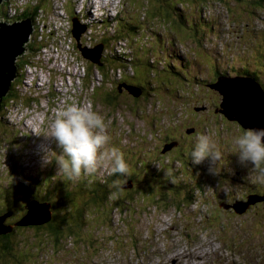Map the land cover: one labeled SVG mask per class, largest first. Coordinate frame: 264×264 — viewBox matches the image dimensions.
Here are the masks:
<instances>
[{"label": "rangeland", "instance_id": "obj_1", "mask_svg": "<svg viewBox=\"0 0 264 264\" xmlns=\"http://www.w3.org/2000/svg\"><path fill=\"white\" fill-rule=\"evenodd\" d=\"M37 1L46 3L55 11L57 6L60 17L69 19L71 14L67 11L75 4V0H57L56 6L52 0ZM62 1L65 2L61 6L63 8H59ZM206 1L208 6L204 0H109L103 7L101 6V13H96L101 18L114 17L119 21V24L113 25L110 36L102 27L88 30L91 23L82 24L84 29L81 30L78 38L79 40L92 38L90 48L102 44V53L106 49L111 52L110 49H114L115 44H118L126 47L124 54H127L129 49L132 50L133 55L129 57L121 56L112 62L105 61L101 71L106 72L110 63L122 64L127 73L133 72L124 79L141 91L138 96L130 94L124 88H116L117 84L113 87L115 75L109 76V81L102 79L100 81L98 74L77 78L82 69H76L77 65L73 60L70 61L69 66L64 61V57L68 58L65 52L70 50L71 52L67 53H72L79 50L73 31L75 24L69 22L68 27L64 29L68 38L64 45H60L48 40L47 36L37 35L35 22L30 19L29 40L22 44L24 49L15 55L17 69L21 71L19 75L22 76L23 72L28 74L43 58L51 62L57 72L69 68L75 69L72 76L57 74L59 77H54V83L48 81L50 85L46 84L45 93L49 92L52 84L57 89L58 85L68 82L74 85L64 87L59 95L52 97L55 103L53 99L48 98L55 94L51 92L49 96H43L42 101L38 99L31 104L25 101L26 107L9 106L8 112H0V174L5 176L3 178H7L4 181H8L9 175L11 179L16 177L19 171V165L15 161L16 166L9 165V159L14 155L21 156L22 161H29L33 157L26 158L30 151L45 153L38 149L48 146L51 140L46 134L49 132L54 110L59 105L70 102L88 105L104 117L111 137L108 147L117 148L126 154L124 157L128 158V161L125 160L129 162L130 170L136 166L133 159L128 157L132 149L145 148L150 145L149 141L156 146L161 137L174 133L178 124L183 125V131L186 132L187 128H192L197 123L195 129L189 132L190 135L193 134L189 140L195 145L199 134L212 137L222 151L223 159L212 166L214 169H219L216 174H210L208 160L200 165L191 164L195 168L194 172L192 166L187 168V164L183 165L184 171L176 175L177 184L173 187H177L182 181L181 177L185 179L187 175L202 182L203 194L200 197L196 193L195 200L190 203L181 205V200L173 194L167 196V191L163 194L162 188H155L153 185L146 187V183L139 190L130 192L126 191L127 187L122 186V189L118 190V201L115 200L117 204L120 203L119 207L115 208L111 215L107 212V210L111 212L107 204H103L102 210L99 206L94 210V207L87 204L84 205L86 207L84 216L72 218L68 215V221L72 219L71 221L76 223V230L72 233L68 225L63 227L61 232L64 239L60 242L54 236L44 234V230L15 227L17 229H14L11 238L20 248L16 256L20 259L25 253L29 259L28 262L22 260L23 264H164L171 255L184 257L183 251L188 252L201 244L221 246L223 250L227 247L228 254L244 255L252 264H264V200L257 199L251 202L243 212H237L233 207L237 198H244L247 201L246 195L253 188L264 187V184L254 182L255 174L251 172V166L245 167L238 162V156L234 154L232 147V138L242 134L246 129L243 127L239 129L238 121L227 120L222 116L220 103L223 95L214 86H209V83L216 79V75L242 74L241 70L246 67L254 70L249 78H253L255 82L259 81L264 88V56L256 62L255 55L249 56L252 53L248 52L254 45L240 41L243 36H250V31L244 29L245 27L256 29L263 22L264 0ZM12 3H16L15 0H12ZM124 4H126L125 11L118 10ZM8 7L4 8L1 5L0 22L4 21L6 24L20 22L22 19H18V16L14 19L11 15H7L5 11ZM83 10L94 14L88 7H83ZM192 13L196 14L197 22L188 26L184 17L190 18ZM84 17L89 18L88 15ZM192 19L195 21V17ZM130 21L134 23L135 28L138 26L137 32L132 35L130 34L133 31L129 30ZM139 24L148 25L147 32L150 35L148 37H151V40L147 39L148 43L143 42L144 39L140 36L143 35L144 29ZM150 25L153 29L149 28ZM56 35L61 36L62 33L56 32ZM95 37L96 41L93 40ZM100 37L102 42L98 43ZM174 41L183 43L186 53L179 50ZM205 46L209 48L206 49ZM261 47L264 52V43ZM173 48L179 54L181 65L176 60L170 59L176 56ZM38 49L45 51V54L41 56ZM243 53H248V56L244 55L239 61ZM32 60L36 64H30ZM171 60L175 71L168 72L166 68ZM241 62L249 63L246 66H239ZM36 68L40 71V67ZM137 73L142 76H137ZM44 76L51 77V74L47 76V72L44 71L41 77ZM69 76L70 78L67 79ZM29 77H24L22 80L13 77L9 83V90L13 89V92L20 94L26 84L31 88L25 89L24 95L34 91L31 99L40 98L44 90L35 88L38 87L37 84L34 81L30 83ZM40 80L38 79L37 82ZM172 89L174 90L171 92ZM69 91L75 92L74 96L73 93L66 94ZM7 94L0 97V105H4L3 109L5 103L2 98L7 100ZM19 94L17 98H13V101H8L13 104L15 100H21ZM4 121L10 122L8 126ZM19 128L32 133L30 138L36 139L37 143H31L29 140V145L25 149L20 148L21 141L12 139L14 135H18L19 131L16 133L14 131ZM172 144L171 141L165 144L162 150L164 153L159 157L160 161L162 158L176 154L175 151L166 153L169 148H174ZM18 149H21V152ZM147 156L150 157L151 154ZM185 159L186 163L191 161L190 155H186ZM153 161L143 162V165L137 163L140 168L136 170H139L140 178L144 175L147 179L145 167L157 170L159 163ZM152 163H154L153 167L149 165ZM178 165L177 162H173L171 166ZM168 167L170 168V165ZM181 167L179 165L176 170ZM107 170L109 169L102 164L96 173L101 176ZM55 174L50 177L53 181L60 176L58 166ZM217 174H223L221 180ZM170 177L175 179L173 174H169L167 179ZM205 181H210L211 184L208 185ZM4 184L6 188L8 185L6 182ZM4 188L0 187V193ZM49 188L54 190L56 187L53 185ZM8 192L0 194V199L3 198L0 201H7L12 196L11 206L16 210L17 206L27 199L14 190ZM125 193L134 196L130 199ZM84 202V199L79 200L80 204ZM58 204L63 205L61 202ZM71 209L69 205V210ZM108 216L110 221L106 223ZM5 256L7 255L0 251V264H6L9 258L6 261L1 260ZM170 259L176 260L173 256ZM191 262L190 259H182V264H191ZM7 264L14 262L9 260ZM167 264H171V261Z\"/></svg>", "mask_w": 264, "mask_h": 264}, {"label": "trees", "instance_id": "obj_2", "mask_svg": "<svg viewBox=\"0 0 264 264\" xmlns=\"http://www.w3.org/2000/svg\"><path fill=\"white\" fill-rule=\"evenodd\" d=\"M0 8H1V4H0ZM129 28L133 29L134 26L132 27L131 25H129ZM112 58H113L112 55L108 56V59H112ZM92 66H93L92 63H88L89 69L92 68ZM173 69L175 68L172 67L171 65L167 66L166 68L168 72L175 71ZM106 73H105L106 76L103 75L104 79H107L109 77L107 76ZM136 75L142 76L141 74H138V73ZM121 80H125L124 77H122L120 80H117V82L120 83ZM143 87L147 89L144 85ZM153 87L156 88L155 86ZM173 90L174 89H172L171 92ZM17 94H19V92H13V89H10L8 91V94H7L8 96L6 95L7 100H4L5 98H2V101L5 103V109H3L4 105L1 104L0 112H6V111L8 112V109H10L9 106L11 105L13 106L19 105L20 107H26L27 104L25 103V101H28V103L30 102L31 104V99L29 97L22 96L20 94L19 96L22 99L17 100V101L15 100L14 103L11 104L8 100L13 101V98H17ZM7 101L9 104L6 103ZM4 123H7L6 125L8 126L10 122L4 121ZM13 123H17V122H13ZM13 123L11 124L13 125ZM227 123H229V121ZM176 126L177 127L174 130V135H175L174 138H176L177 141L173 142V145H171L174 148L172 149L169 148V151L166 152L169 154L175 151L176 154L171 155L170 157L169 156L165 157L164 159L162 158L163 160L161 159L160 161L159 157H161L162 156L161 154L164 153L163 151H161L163 150V147L159 152H156V154L158 155L157 157L154 158L153 162L155 163L156 161H158V163L160 164L158 166L159 169L153 170L152 168L145 167L144 170L146 172L147 179L144 175H141L142 177L140 178V175L137 176L136 174L131 172L127 176H121L119 174H115V175L111 174L108 177L101 176V180H99V178L97 177V173L89 175L87 177L83 176L82 178L76 181H70L65 176L61 175V176H58V178L54 179L53 181L50 178L52 173H49L50 171H47L48 173L43 177H34V176L28 177L26 174H22L21 177L19 178L14 177L12 179H8V181H4V180H7V178H3L5 176L0 174V180L3 181V182H0V187L4 188V186H6L4 182H6L8 185L6 188H4L1 191L0 194H5V192H8V191H9L8 193H10V191L14 190V192L20 193L19 194L20 196L27 198L26 201H23L19 206H17V210L15 209L14 206L13 207L11 206V202L13 200L12 196H10L7 201H4V200L3 202L0 201V206L2 207V209L0 210V213H5L6 211H12L13 216L9 219V223H14L18 218H20L25 213L26 203L29 200L33 198H37L40 201H49L51 203V208L53 210L51 219L47 221V223H44L42 225L27 226L25 228H31L36 231L44 230L45 231L44 234H49L50 237L54 236L55 239L59 240L58 242H60L64 239L63 233L61 232L63 227L65 228L66 225H68L69 230H71L72 233L74 230H76V223L71 221L72 219L68 221V218H69L68 215H70L72 218H76L77 216H81V215L84 216L86 212V207L84 205L89 204L90 206L94 207V210H96L99 206L102 210L104 207L103 204H107L108 208H111V212L107 210V212H109L110 215L115 208L118 209L120 203L118 202L117 204V202H115V200L118 201L117 200V197H118L117 195L119 194L118 190L114 187H110L114 181H117V179L121 182V187L123 186L124 183L126 184V183L131 182L133 184L131 187H127L128 188L126 189L127 192L134 191L136 189L139 190L141 186L144 183H146L145 184L146 187L154 186L155 188L156 187L162 188V191H164L163 194L167 191V196L173 194L174 196H176L178 199L181 200L180 202L181 205L190 203L192 202V200H195L194 197L196 193H198L200 197H201V194H203L202 182L201 181L198 182L197 179H195L191 175L189 176L187 175L185 179L181 177L182 181L178 184L177 187H173L175 184H177L176 175H179V172L178 171L174 172L172 168H169L168 166H166L170 162H177L178 164H181V165L187 164V166H190L192 164L191 161H188L186 163L185 156L190 155V152L193 149L192 146L194 145H192L190 140L181 141L182 143L179 146L180 149L179 148L176 149V146L180 142L179 140H183L185 137H187L186 133L183 131L184 130L183 125L181 126L180 124H178ZM194 126H197V123H195ZM239 129H241L240 126H239ZM18 131H19L18 135L17 136L14 135L12 139L16 138L14 141H17V140L21 141V143L19 144L20 148H26V146L29 145V140H31L30 138L31 135L28 131H25L21 128L15 130L14 133ZM195 134L197 136V133ZM190 136L192 137V135ZM50 141L51 143H55V141L52 139ZM182 144H184V146H182ZM54 150H55V145L53 144L52 151L54 152ZM16 157H18V155H15V158ZM165 159H166V162L168 163H165ZM12 164L16 166L15 162H12ZM52 164H53V161H52ZM163 167H166L167 169L166 170L162 169ZM20 170L21 169L19 168V171L17 173H21L23 171V169L21 170V172ZM45 171H46V168L35 169V172H37V176H40ZM149 172H155V173H149ZM169 174H173L175 176V179L173 180V177H170L169 179H167ZM8 178H10V175ZM206 184L210 185L211 182L207 181ZM53 185L56 188L54 190H51L49 187H52ZM121 187L120 189H122ZM122 191H124V189ZM170 191L174 193L172 192L170 193ZM112 193H117V194L113 196ZM125 195L127 198H130V199H132V197L134 196V194L132 196H128L126 193ZM252 195H256V194H252ZM184 198H186L188 201L185 200ZM57 199L63 204L62 206L58 204L60 202ZM82 199H84L86 203L84 202L83 204H80L79 200H82ZM69 205H71V208H72L71 210H69ZM60 208H61V211H59ZM69 212H71V214H68ZM109 221H110V218L108 216L106 218V223L107 222L109 223ZM13 233H14V230L8 234L0 235V251L2 254L7 255L1 260L6 261V259L9 258L6 261V264L9 263V260L14 262V264H23L22 260H25V262H28L29 259L26 257L25 253H23V255L21 256L22 259L17 258L16 255L19 253L20 248L18 247V244H15L13 239L11 238Z\"/></svg>", "mask_w": 264, "mask_h": 264}, {"label": "clouds", "instance_id": "obj_3", "mask_svg": "<svg viewBox=\"0 0 264 264\" xmlns=\"http://www.w3.org/2000/svg\"><path fill=\"white\" fill-rule=\"evenodd\" d=\"M107 128L108 126L105 123L104 117L88 105L76 102L59 105L54 110L49 132L46 134V137L55 141L59 149L58 151H54L55 157L50 160L48 151L52 153L53 145L50 141L48 146L43 149L45 152L43 163L34 166L32 172H27L25 174H27L28 177H39L35 169L46 168V171L41 175L45 176L48 170L50 171L49 173L53 171V174L56 175L55 172L58 166L60 176L63 175L70 181H76L83 176L87 177L95 174L98 168L103 164V166L109 169L104 175H101L103 177H108L111 174L127 176L130 172H136L135 174L138 176L140 173L138 174L137 172H139V170L136 169L140 167L137 163L143 165V162L152 161L157 157L158 154H156L155 150L151 151L155 157L151 154L150 158L147 160L140 150L132 149L133 151L128 157L133 159L136 166L133 170H130L128 165L129 162L127 163L128 158L124 157L126 154L122 153L117 148L108 147L111 137L108 134ZM191 129L192 128H187L186 132L189 133ZM30 141L34 143V139ZM169 141L173 143L177 140L172 138V140ZM168 142H165L162 147ZM232 147L234 149V154L238 156V162L245 167L251 166L250 170L255 174L254 182L264 184V128H249L244 130L242 134L235 135L232 138ZM59 150H61V152ZM190 159L193 165H200L205 160H208L210 162V174H216L219 169H214L212 166L223 159V153L212 137L202 134L196 138V143L190 152ZM31 164L34 165L33 160ZM181 166L179 174L184 171L183 165ZM101 176L97 175L99 180H101ZM110 187L119 190L121 182L119 180L114 181ZM116 194L117 193H112L113 196ZM2 214L3 213H0V215ZM11 217L7 218L5 223L13 224L9 223ZM19 219L20 218L17 220ZM15 227L27 226L14 225L13 230Z\"/></svg>", "mask_w": 264, "mask_h": 264}, {"label": "water", "instance_id": "obj_4", "mask_svg": "<svg viewBox=\"0 0 264 264\" xmlns=\"http://www.w3.org/2000/svg\"><path fill=\"white\" fill-rule=\"evenodd\" d=\"M2 0H0L1 2ZM75 29L73 27L74 36L77 40V46L81 55L89 61L98 65L102 64V44H98L93 48H87L81 45L79 35L84 26L75 18L73 19ZM31 31V21L24 18L20 22L6 24L0 22V97L5 95L10 88V81L15 75L16 67L15 55L24 49L22 44L27 41L29 32ZM122 85L134 96L140 95L141 91L134 88L130 84L122 83ZM122 85H119L120 87ZM213 86L223 95L221 112L230 120H237L240 125L245 128H264V121H253L247 116L246 105H253L256 111L262 116L264 112V91L253 79L248 77H223ZM256 88V90L254 89ZM261 99V103H259ZM190 131V130H189ZM130 187L132 183L124 184L123 187ZM264 199V198H259ZM249 202H237L233 205L237 212H243L248 207ZM51 204L49 202H41L32 199L27 203L26 212L21 218L13 224L5 223V220L11 217L12 211H6L0 215V235L12 232L14 225L20 226H37L49 221L52 216Z\"/></svg>", "mask_w": 264, "mask_h": 264}, {"label": "bare ground", "instance_id": "obj_5", "mask_svg": "<svg viewBox=\"0 0 264 264\" xmlns=\"http://www.w3.org/2000/svg\"><path fill=\"white\" fill-rule=\"evenodd\" d=\"M52 1H57V0H52ZM73 1V0H72ZM105 1H106V3L109 1V0H75V4H74V10H75V13L79 16V18L82 20V21H84V20H86V21H91L90 19H97V20H99L100 21V23H99V28H101V24H102V26L103 27H105V25H104V23L101 21V17L96 13V12H98V13H101V6L103 7L106 3H105ZM15 2L16 3H19V0H15ZM13 4H15V3H12V0H10L9 1V3H8V5H7V14L8 15H11L12 17H15L16 15H17V13H19L21 10H22V8H23V6L26 4V3H24V4H21V5H17L16 6V8H14V10L12 11V13H11V10H12V8H13ZM30 4H32V5H34L35 3H30ZM89 5V6H88ZM29 7H31V5H28ZM83 7H88L90 10L91 9H97L98 11H93L94 12V14H92V13H88V11L87 12H85L84 10H83ZM120 8V7H119ZM119 10V9H118ZM89 16L90 18H87V17H84V16ZM98 15V16H97ZM0 16H1V18H2V15L0 14ZM92 17H95V18H92ZM32 19L34 20V22H35V25H39V11H38V9L34 12V14H33V16H32ZM94 23H91V27L90 28H93L94 29ZM103 29H105V28H103ZM105 31H106V29H105ZM107 32V31H106ZM35 33V32H34ZM29 40V38L27 39V41ZM112 47V46H111ZM35 50V49H34ZM33 50V51H34ZM32 51V52H33ZM73 53H76V51L75 52H73ZM244 54V53H243ZM42 60H44V61H46V59H43V58H41ZM223 61V60H222ZM75 62H76V69H79V68H81L82 69V71H81V74H80V76L79 77H77L78 79L80 78V77H85V74H86V69H85V65H84V62H83V60H81L80 58H75ZM30 64H36V63H30ZM251 64V63H250ZM17 64L15 63L14 64V66L16 67V70H15V75H14V78L15 79H18V80H22L24 77H27V76H30L29 77V79H30V83H31V81H34L36 84H37V86L38 87H35V88H40V85H41V80H40V82H37V80L38 79H44V81H46V82H48V81H50V82H53L54 83V77L55 78H58L59 77V75H57V74H60V75H66V74H71L70 76H72V75H74V73H58L55 69H53V67H52V65H50V64H41V63H37L34 67H32L33 69L32 70H30L29 72H28V74H26L25 72H23V74H22V76H20L19 75V73L21 72L19 69H17V66H16ZM70 65H71V63H70ZM36 67H40V71L44 74V71L45 72H47V76L48 75H50L51 74V77L50 76H48V77H46V76H44V77H41L42 76V73L38 70V68H36ZM74 72V70L75 69H73V68H69V72H72L71 70ZM96 74H98L97 76L100 78V81H101V79H102V77H101V74L96 70L94 73H93V76L94 75H96ZM114 75H115V77H119L120 76V73H119V71L117 72V73H114ZM70 76L67 78V79H69L70 78ZM34 77V78H33ZM83 79V78H82ZM81 79V80H82ZM72 80V79H71ZM61 81H63L62 79H61ZM49 83V82H48ZM72 82H68V84H66V83H64V84H60V85H58L59 87H58V89L56 88V86L54 85V84H52V88L49 90V92H47V93H45V91L41 94V97L39 98V99H41L43 96H49V93H51V92H53V93H55L54 95H51V97H48V98H50V99H53L54 100V98H52V97H54V96H57V95H59L58 93L60 92V90H63V89H60V88H64V87H68V86H72ZM92 84V83H91ZM74 85V84H73ZM76 85V84H75ZM82 85V84H81ZM25 89H29V88H31V87H29V85H24L23 86ZM9 89V88H8ZM55 89H57V90H55ZM79 89V88H78ZM255 90H256V88H254ZM66 90V89H65ZM73 93V96H74V92H72ZM71 93V91H69V92H66V94H68V95H70V94H72ZM25 93L24 92H20V95H22V96H27V97H31V95H24ZM35 100L33 99H31V103L32 102H34ZM41 101H42V99H41ZM53 103H55V100H54V102ZM259 103H261V99H259ZM46 104V103H45ZM256 103H251V105H246L245 106V109H246V112H247V116L249 117V118H251L253 121H264V112H263V114H262V116L256 111V108L253 106V105H255ZM11 106H13V105H11ZM14 107V106H13ZM23 110V109H22ZM37 122V121H36ZM35 123V122H34ZM28 125V124H27ZM37 125V124H36ZM32 127V126H31ZM36 127V126H35ZM39 127V126H38ZM30 128V127H29ZM38 130V129H37ZM41 130V129H40ZM32 131V130H31ZM39 131V130H38ZM36 132V131H35ZM32 134V133H31ZM40 135V134H39ZM34 138V137H33ZM36 138H37V136H36ZM131 173V172H130Z\"/></svg>", "mask_w": 264, "mask_h": 264}, {"label": "built area", "instance_id": "obj_6", "mask_svg": "<svg viewBox=\"0 0 264 264\" xmlns=\"http://www.w3.org/2000/svg\"><path fill=\"white\" fill-rule=\"evenodd\" d=\"M36 2H37V0H23L22 2L15 3V4H13V8L11 10V13L14 10V8H16L17 5H21V4H24V3H36ZM52 3L55 6L57 5V1H54V2L52 1ZM63 3H65V2L62 1V3L58 7L60 8L63 5ZM105 3H106V1H105ZM61 8H63V7H61ZM56 9L58 10L57 6H56ZM57 10L55 11V10L50 9V11L47 12V11H45L42 8H38V11H39V25H36V30L37 31H35V32H36L37 35H41V36L44 35V36L49 37L48 40H53L55 43H58L60 45H64L66 39L68 38V36L64 33V29H66L68 27V24H69V22L71 23V20L69 18H66V17H62L61 18L59 13L57 12ZM92 29L93 28H89L88 30H92ZM56 32H61L62 35L61 36H57ZM89 34H90V32H88V35ZM93 40L96 41L97 40L96 37L93 38ZM81 41L85 45L89 46L91 44L92 38L84 39V40H81ZM69 51H67V52H69ZM38 52H40L39 54H41V56L45 54V51H42L40 49H38ZM67 52H65L66 53L65 55H67L68 58L64 57V61H66L65 62L66 65L69 66L70 63H71L70 61L71 60L75 61V58H79V56H78L77 50H76V53H73V52L72 53H67ZM61 54H63V53H61ZM50 55H51V53H50ZM32 61H31V63L35 62V61H33V62ZM37 63L52 65L51 62H47V61H44L42 59L39 62H37ZM52 67H53V65H52ZM53 69H55V68L53 67ZM58 73H74V72H69V69H68V70H65V71H62V72H58ZM46 84H48V83L46 81H44V79H41L40 89L46 91L47 90ZM49 85L50 84H48V86ZM50 87H52V85ZM60 89H63V88H60ZM23 90L25 91V88H23L22 91ZM28 94L29 95L34 94V91H29Z\"/></svg>", "mask_w": 264, "mask_h": 264}, {"label": "flooded vegetation", "instance_id": "obj_7", "mask_svg": "<svg viewBox=\"0 0 264 264\" xmlns=\"http://www.w3.org/2000/svg\"><path fill=\"white\" fill-rule=\"evenodd\" d=\"M192 129H195V126H193L192 127ZM186 133V135H187V137H185L183 140H179L178 142H179V144L176 146V149H178L179 148V146H180V144L182 143L181 141H188L189 140V138H191V136H190V134L188 133L187 134V132H185ZM161 135H163V132H162V134ZM192 136H193V134H191ZM175 135H174V133H172V134H167L166 136H163V137H161L160 138V140H159V142H158V144L155 146V151L156 152H159L160 150H161V148H162V146H163V144L165 143V142H168L169 140H172V137H174ZM187 138V139H186ZM177 140V139H176ZM191 142V141H190ZM192 143V142H191ZM192 145H194L193 143H192ZM182 146H184V144H182ZM193 147V146H192ZM47 223V222H46ZM17 226H20V225H17Z\"/></svg>", "mask_w": 264, "mask_h": 264}]
</instances>
